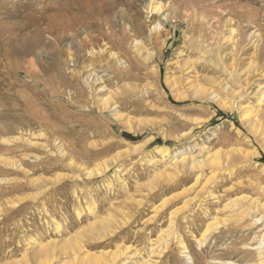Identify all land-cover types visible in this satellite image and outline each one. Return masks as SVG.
Returning <instances> with one entry per match:
<instances>
[{"label": "rangeland", "instance_id": "1", "mask_svg": "<svg viewBox=\"0 0 264 264\" xmlns=\"http://www.w3.org/2000/svg\"><path fill=\"white\" fill-rule=\"evenodd\" d=\"M158 1L159 34L148 0H0V264H37L38 246H55L49 264H80L71 236L95 255L128 248L113 264H257L264 147L237 106L264 85V0ZM194 81L230 109L193 97ZM195 144L223 163L174 172L153 152Z\"/></svg>", "mask_w": 264, "mask_h": 264}, {"label": "bare ground", "instance_id": "2", "mask_svg": "<svg viewBox=\"0 0 264 264\" xmlns=\"http://www.w3.org/2000/svg\"><path fill=\"white\" fill-rule=\"evenodd\" d=\"M145 6H146V8L145 7L144 8L146 9V12L148 15H150V16L158 15V18H156L157 20L155 21L152 28H150V30L159 34L160 31H162V29H163L162 20L164 19L165 21H167L169 13H166V15L163 16L164 17L163 19L159 18L165 13V10H164V5H162V3L158 0H148L147 4ZM115 17H117V14H115ZM109 21H110V19L108 17H106L105 18V24L108 25ZM227 33H228L227 39L230 41L233 40L234 30H232V28H229ZM120 41H121V39H120ZM134 44L138 45L139 48L141 47V44L138 41H135ZM141 49H144V48H141ZM133 51H135V50H133ZM68 53L71 54L70 52H68ZM103 53L108 57L113 58V56H114L111 51H109V52L107 51V52H103ZM103 53H102V55H103ZM146 56H148V55L146 54ZM146 59H145V61H146ZM111 62H113V61H111ZM186 63L187 62H185V64ZM109 64H110V62H109ZM249 67H251V66H249ZM115 68H116V66H115ZM164 82L170 88H174V86L177 84V82L175 80H168L166 77L164 79ZM191 87L193 89V92H192L193 97L195 96L198 98H201V97L202 98H210V99L214 100L220 106V108L230 109L228 106V102L223 100L215 92L210 91V89H207L205 87L200 86L197 82H195ZM221 88L223 91H225L228 95H230L233 98H239L240 97L238 92L231 90L230 87L226 84L221 85ZM250 94H251L252 98L255 99L254 105H252V106H249L247 104L238 105L237 106V112L239 114L241 122L247 128L249 134H251L253 136L257 135L258 138L260 137L259 138L260 142L264 147V85H258L257 90L251 92ZM179 96L180 95H178V94L174 95L175 98H178ZM109 102H110V97H108V96L105 98L102 97L101 100L99 101L100 106L103 108L107 107ZM122 116L123 115H120L118 112L115 114L116 119L117 120L122 119V122H124L123 124H125L126 130L128 132H131V121L123 118ZM137 127H139V126H137ZM135 149H136V147L133 148L134 152L136 151ZM192 151H197V153L190 155V153ZM153 152L159 157L158 161L160 162V164H162L161 167H163L164 170L174 171V172H176L177 170H184V168H186V167L189 169H196V168L199 169L201 167L200 165H202V164L216 165V166L219 165L220 166V164L223 163V162H221V157H220L219 152H216V153L214 152V153H212V155H210L208 148H206L204 145H198V144L193 145V147H186L185 149H179V150L172 151V152H170L169 148H167V147H155ZM236 153H240V152L234 151L233 153H230V152L226 153L224 155V162L228 163L230 160V157ZM240 155H242V154H240ZM148 162L151 163L152 159H149ZM106 169H107V167H105V170ZM87 175H88V177L91 176L90 173L89 174L87 173ZM117 179H119V178L117 177ZM241 200L243 201V200H245V198L242 197V198H240V200L234 199L233 201L225 204L224 207L225 208H227V207L232 208L234 206H237V203H240ZM249 201H250L249 206L252 207L255 211H260L262 213V215L264 216V203H261V202L255 201V200H249ZM88 206H89L90 214H92L93 210H94L93 203H89ZM171 215H173V214H171ZM259 220L260 219H255V222H258ZM215 222L212 223L211 225L206 226V229L203 231V233L201 235V239H203L205 237V235L208 233V231L211 228H215V226H216ZM172 224L173 223L170 222L167 229L160 231L157 239H154L155 241L153 240L154 243L151 242L152 243L151 245H154L156 243L158 244V242H161L166 237H168L170 234V231H171L170 226H172ZM59 228H60V226L57 224L56 225V231H59ZM80 238H81V236H80ZM260 238L261 239L259 240L258 245L253 250H255L256 254H257V264H264V233L262 234V236ZM198 242L201 245L202 240H198ZM178 245L184 250V252H186V253L188 252L186 247L183 245V242L180 239L178 241ZM54 247L55 246H52V247L38 246V250H37L36 256H35L36 257V263L38 262L37 264H49L51 262V258H52V255H51L52 253L50 251L53 250ZM127 249L128 248H124V249L117 248V249H115L114 252H111V253H104V254L100 253L99 255H95V254L89 253L88 250H86L83 246H81L80 241L75 236H71V237L67 238L65 240V247H64V250L67 251V253L70 255V257L73 260L79 259L80 264H87V263L113 264L121 255L124 254V252L127 251ZM153 250H154V248H153ZM186 257L188 258V260H191L189 255H186ZM42 260H43V262H42ZM18 264H20V263H18ZM120 264H124V263L120 262ZM134 264H152V258L150 255H148V257L146 259H142L141 261L134 263ZM226 264H235V263L227 262Z\"/></svg>", "mask_w": 264, "mask_h": 264}]
</instances>
